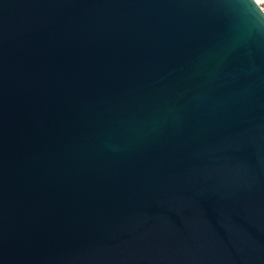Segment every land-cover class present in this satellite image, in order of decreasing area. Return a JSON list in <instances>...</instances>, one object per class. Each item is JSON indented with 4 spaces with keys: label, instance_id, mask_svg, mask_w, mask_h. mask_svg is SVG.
Here are the masks:
<instances>
[{
    "label": "water",
    "instance_id": "95a60500",
    "mask_svg": "<svg viewBox=\"0 0 264 264\" xmlns=\"http://www.w3.org/2000/svg\"><path fill=\"white\" fill-rule=\"evenodd\" d=\"M0 264H264L256 0H0Z\"/></svg>",
    "mask_w": 264,
    "mask_h": 264
},
{
    "label": "built area",
    "instance_id": "2783aa9c",
    "mask_svg": "<svg viewBox=\"0 0 264 264\" xmlns=\"http://www.w3.org/2000/svg\"><path fill=\"white\" fill-rule=\"evenodd\" d=\"M256 2L262 7L264 10V0H256Z\"/></svg>",
    "mask_w": 264,
    "mask_h": 264
},
{
    "label": "clouds",
    "instance_id": "9594fccd",
    "mask_svg": "<svg viewBox=\"0 0 264 264\" xmlns=\"http://www.w3.org/2000/svg\"><path fill=\"white\" fill-rule=\"evenodd\" d=\"M253 7L255 8V6L253 5ZM256 12L259 14L260 10L258 8H255Z\"/></svg>",
    "mask_w": 264,
    "mask_h": 264
}]
</instances>
